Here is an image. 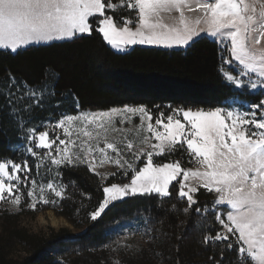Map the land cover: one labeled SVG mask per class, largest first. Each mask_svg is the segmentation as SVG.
Masks as SVG:
<instances>
[{
    "label": "snow or ice",
    "instance_id": "6c2138e0",
    "mask_svg": "<svg viewBox=\"0 0 264 264\" xmlns=\"http://www.w3.org/2000/svg\"><path fill=\"white\" fill-rule=\"evenodd\" d=\"M85 36L121 52L136 45L187 49L208 39L230 88L224 100L242 103L84 111L77 100L72 114L37 120L36 110L60 95L55 70L31 82L5 69L0 96L20 144L10 148L17 156L0 155V213L61 209L76 187L65 174L84 167L99 181L92 221L143 197L165 216L195 217L198 243L212 252L206 264H264V0H0V51L15 55ZM177 153L187 159H169ZM109 166L114 170L101 171ZM154 223L144 218L105 246L126 258L116 264H182L173 237ZM137 233L147 239L134 242ZM166 245L175 261L157 251Z\"/></svg>",
    "mask_w": 264,
    "mask_h": 264
},
{
    "label": "trees",
    "instance_id": "16d2710c",
    "mask_svg": "<svg viewBox=\"0 0 264 264\" xmlns=\"http://www.w3.org/2000/svg\"><path fill=\"white\" fill-rule=\"evenodd\" d=\"M218 60L217 45L208 39H201L187 49L136 47L119 54L99 36H85L75 42L30 47L15 55L0 51V91L6 90V81L2 79L5 69L31 82L42 80L54 69L59 77L56 92L60 95L36 110L33 115L37 120H46L56 109H70L77 100L80 110L84 111H106L125 105H144L153 111L159 107L165 112L168 105L209 109L230 100H224L230 88L216 72ZM55 79L56 76L49 77L50 82ZM19 144L12 113L0 96V155L17 156L10 148ZM174 158L186 160L181 153L169 157ZM69 178L75 181L76 187L69 189L70 199L63 202L58 215L84 231L74 234L63 228L38 236L15 224L0 235V264H116L126 258L105 246L118 234H125L126 229L140 227L147 217L154 219L156 229L173 237L170 244L179 247L182 264H206L212 255L198 243L201 230L195 226V217L165 216L147 198L137 197L118 204L92 221L88 214L100 199L98 179L84 167L67 172L66 183ZM211 198L201 197L202 200ZM46 209L54 208L45 206ZM160 220L165 222L161 224ZM136 235L141 242L147 239L139 233ZM18 247L25 256L13 258L11 251ZM168 247H158L157 251H164L175 261V249L169 252ZM148 259L151 261V257Z\"/></svg>",
    "mask_w": 264,
    "mask_h": 264
},
{
    "label": "rangeland",
    "instance_id": "374dc122",
    "mask_svg": "<svg viewBox=\"0 0 264 264\" xmlns=\"http://www.w3.org/2000/svg\"><path fill=\"white\" fill-rule=\"evenodd\" d=\"M54 43H62L61 41H55V42H50L48 44H40V45H33V46H29L30 47H37V46H46V45H50V44H54ZM110 47V46H109ZM136 47H140V48H155V49H162V50H179V49H184V48H165L163 46H155V45H136V46H131L129 49H127L124 52L118 51L116 49H111L119 54H125L128 53L129 51H131L132 49L136 48ZM27 48V49H28ZM26 50V49H24ZM23 50H20L19 52H21ZM228 103H234L236 105H240L242 103L241 98L237 97L235 99H230L228 101ZM75 104V103H74ZM58 112H68L69 114L73 113V107L70 109H56L55 111H51V118L55 119L56 114ZM48 117V118H49ZM135 123H138V121H136ZM125 127H129L128 125H125ZM117 137L119 136V134H114ZM135 139V137H131ZM182 157L187 159V154L183 153L181 154ZM18 158V157H17ZM158 159H162V158H158ZM187 164V163H185ZM192 165L188 164L185 165V167H190ZM112 171L114 169H112L110 166L107 169H101V171ZM43 172V169L41 170ZM38 180L41 179L40 176L36 177ZM58 212H60V210L58 209H46L44 210V207L38 211H23L20 214L17 215H8L6 213H0V235H2L3 231L5 228H10L15 226V224H17L20 228H23L25 230L28 231L29 234L32 235H47L49 234L51 231H58L60 229L66 228L68 230H70L72 233L74 234H81L84 229H77L75 228L72 224L69 223V221L58 215ZM138 235H135L132 237L133 241L136 242H141L140 239H138L137 237ZM11 256L13 258H20V257H24L25 254L23 253V249L18 247L14 250L11 251Z\"/></svg>",
    "mask_w": 264,
    "mask_h": 264
}]
</instances>
